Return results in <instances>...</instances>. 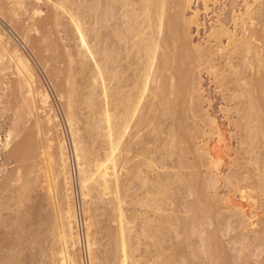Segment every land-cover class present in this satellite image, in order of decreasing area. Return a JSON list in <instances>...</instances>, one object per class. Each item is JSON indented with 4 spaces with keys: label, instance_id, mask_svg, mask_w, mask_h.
<instances>
[{
    "label": "bare ground",
    "instance_id": "bare-ground-1",
    "mask_svg": "<svg viewBox=\"0 0 264 264\" xmlns=\"http://www.w3.org/2000/svg\"><path fill=\"white\" fill-rule=\"evenodd\" d=\"M195 1L210 11L212 0H0V16L19 37L0 27V118L14 111L12 127L0 124V227L16 225L15 235L24 232L25 237L0 243V264H223L234 254L219 255L226 248L214 233L219 223L226 239L236 232L230 235L237 255L233 264L237 259L250 264L244 255L260 260L264 29L258 26L264 0H243L242 9L231 12L232 30L218 19L211 23L203 45H192L188 33L193 24L200 25L199 10L186 13ZM34 34L42 35L45 50L53 53L51 63L35 56ZM54 34L68 62L65 91L53 81L64 73L53 65L60 64ZM29 53L46 71L53 65L47 74L62 118ZM219 56L225 70L221 61L222 67L217 64ZM237 56L242 66L234 61ZM201 67L221 91L230 88L229 76H236L234 98L240 103L222 108L235 131L231 137L239 142L233 158L225 153L230 148L226 131L201 107L203 95L195 88ZM181 73L186 80L179 85ZM184 95L189 119L178 113ZM190 119L200 125L192 126ZM27 122L33 125L31 135L17 141ZM193 139L199 141L192 146L196 159L189 163ZM225 157L233 162L226 175ZM203 166L205 175L198 170ZM221 184L228 189L222 196L216 192ZM38 188L51 212L37 220L42 232L36 228L34 234L27 226L32 214L24 206ZM11 206L16 215L3 218V209ZM211 222L217 225L214 236L206 229ZM28 240L30 246L24 247ZM35 244H41L38 252H25Z\"/></svg>",
    "mask_w": 264,
    "mask_h": 264
},
{
    "label": "rangeland",
    "instance_id": "rangeland-1",
    "mask_svg": "<svg viewBox=\"0 0 264 264\" xmlns=\"http://www.w3.org/2000/svg\"><path fill=\"white\" fill-rule=\"evenodd\" d=\"M217 1V3H214L213 4V2H216ZM198 1H195L193 4H192V6H191V9H188V11L186 12L188 15L187 16H191L192 15V13H193V11H195V10H199V12H200V25H198V24H193L191 27H190V29H189V31H188V33L190 34L189 35V37H191L190 39V42H193V44L192 45H197V44H201V45H203V43H204V41L206 42L207 40V38H206V35L208 36V32H210V25H212L213 24V22L215 23V22H217V19L218 20H220V21H223L222 23L224 24V25H226L227 27H229L231 30L234 28L233 27V23H232V11L233 10H236V11H239V8H241L242 7V5L241 4H243V0H212V2L210 3V11L208 10V11H204V6H203V3H202V1H199V3H197ZM46 6H43V10L46 12H48V11H50V10H47L46 8H45ZM225 7V8H224ZM48 9H50V8H48ZM242 9V8H241ZM240 9V10H241ZM224 10V11H223ZM264 14V12H262V15ZM220 15V17H218ZM262 15H260V17L262 16ZM259 17V18H260ZM263 17H264V15H263ZM260 20L261 21H263V22H260V24H259V26L260 25H262V26H258V30H260V28H262L261 30H263L264 29V18H263V20H262V18H260ZM229 22V23H228ZM212 23V24H211ZM0 27L2 28V29H4V31H6V32H8V35L9 36H13L14 38H19L18 37V35H17V33L14 31V29H12V27H11V25L9 24V23H7L4 19H3V17H1L0 16ZM206 27V28H205ZM0 28V29H1ZM8 30V31H7ZM11 30V31H10ZM47 31L46 30H43L42 31V33L44 34V33H46ZM35 35V36H34ZM33 36H31V44H32V47H34L33 48V52H34V54H35V56L38 58V56H39V60H43V62H45V61H48L49 63H51L50 61H51V58L53 57L52 55H53V53L50 51H47V50H45L47 47H46V44L45 43H43V40L41 39V36L42 35H37V34H34ZM37 35V36H36ZM53 38L54 39H56V40H58L59 41V36L57 35V34H54L53 35ZM33 40V41H32ZM204 40V41H203ZM264 42V41H263ZM43 43V44H42ZM59 44H60V49L58 50V52H57V54H58V57H59V62H60V64L58 63V64H53L54 66H57V67H60L62 70H63V74L58 78V80H56V78H54L53 79V77H52V79H53V81H54V83H55V85H58V86H60L59 87V89L61 90V88L63 89V90H61V91H65L66 89V79H67V71H68V62H67V58H66V53H65V49H64V47H63V45H62V42H60L59 41ZM205 44V43H204ZM34 49H36V50H34ZM44 53V54H43ZM50 53V54H49ZM31 54V55H30ZM38 54V55H37ZM29 55L33 58L34 56H32V53H29ZM60 55V56H59ZM46 57H47V60H46ZM180 57H181V54H180ZM179 57V58H180ZM239 57V58H238ZM240 57L241 56H237L236 58H234L235 60V62L238 64V65H243V62L241 61H239V60H241L240 59ZM44 58V59H43ZM242 58V57H241ZM239 59V60H238ZM243 59V58H242ZM33 60H35L34 62V64L36 65H34L35 66V69H36V74L38 75V77L41 79V81H42V83H44L46 86H47V88H49V90H50V92H51V95H52V104H53V107H54V109L56 110V112H58L59 113V116L62 118V115H63V111L64 110H62V105H61V102L59 101V99L56 97V93H55V91H54V88H53V86H52V83H51V81H49L51 78L48 76V74H47V72L49 73V72H52L53 71V65L51 64L49 67H48V69H47V71L42 67V65L35 59V57L33 58ZM175 61H178V63H176V65H175V62L173 63V65L174 66H177V68H178V65H179V67H180V63L182 62V57H181V61H179V59L177 58V60H175ZM218 62L219 61H221L223 64H224V66H223V64L221 63V62H217V64L220 66L221 64V67L224 69L225 68V61L223 62V59H221V57L219 56L218 57V60H217ZM238 61V62H237ZM240 62V63H239ZM242 63V64H241ZM178 64V65H177ZM51 68V69H50ZM204 68V69H203ZM201 67L200 69H199V71L197 72V74H196V82H195V88H198L199 90H200V92H201V94L203 95L202 97H203V99H202V102H201V107H202V109L204 108V110L203 111H208L210 114H211V116H213L214 118H216L217 120H218V122L221 124V126L223 127V129L226 131V135L228 136V138L230 139L229 140V147L231 148H233V149H230V148H228V151H227V149L225 150L226 152L225 153H228L229 152V154L231 155V157L232 156H234L235 157V152H236V150L234 149V148H238L239 147V142H238V139H235L234 137H231V135L233 134L232 132L234 131L233 130V127L232 126H230L229 125V123L226 121V119H225V116H224V112L222 111V108H229V106H231V105H235V104H233V103H240V99H235L234 98V91H235V89H236V85L234 84V79H236V76L235 75H233V76H229V77H231V78H228V79H231L232 80V77H234L233 78V82H230L229 80V82H228V84L227 85H229L230 83V85L228 86V87H230V88H228V87H226V88H228V89H225V91H221V89H219V87H218V85L219 84H217V82L215 83V81L214 80H216V79H214V77L213 76H209V74L206 72V71H208V70H205V67ZM241 68H243V69H241ZM240 68V71L242 70V72H244L245 71V69H244V67H241ZM207 69V68H206ZM201 70V71H200ZM203 70V71H202ZM225 70V69H224ZM66 72V73H65ZM227 72V71H226ZM183 73H185V71L183 72ZM183 73H181V75L183 74ZM248 73V72H247ZM246 73V74H247ZM250 74V73H249ZM40 75V76H39ZM169 75V74H168ZM180 75V76H181ZM7 76H11V74L9 73V75H7ZM66 78H65V77ZM180 76H178L177 77V79H179L180 81H178V80H176V82H178L179 83V85L181 84H183V82L182 81H185L186 79H185V74H183V76H182V79L181 78H179ZM13 79H14V77H12ZM64 78V79H63ZM214 79V80H213ZM200 81V82H199ZM202 83V84H201ZM199 84V85H198ZM217 84V85H216ZM234 85V87H233V85ZM63 85V86H62ZM226 85V86H227ZM64 87V88H63ZM180 87V86H179ZM218 87V88H217ZM233 88H234V90H233ZM197 90V89H196ZM233 90V91H232ZM229 91V92H228ZM233 92V93H232ZM262 92H264V90L262 91ZM261 92V93H262ZM229 95H228V94ZM231 94H232V96H231ZM229 96V97H228ZM231 96V97H230ZM182 97V96H181ZM183 97H185V99L184 100H186V101H183L184 103L182 104V106H179V111H178V113L179 114H182V115H185V117H187L188 118V116L189 117H191V112L189 113V107H190V105H188L189 104V102H188V96L186 95H184ZM182 97V98H183ZM181 98V100H183ZM230 98H232V99H235V100H233V101H231L232 99H230ZM178 99H179V101H181L180 100V98L178 97ZM227 99H228V101H227ZM230 99V100H229ZM245 100V99H244ZM244 100H242V101H244ZM1 101V100H0ZM13 101V100H12ZM235 101V102H234ZM238 101V102H237ZM230 103H231V105H230ZM13 104H16V103H14V101H13ZM181 104V103H180ZM188 105V109H187V106ZM226 106H228V107H226ZM14 107H15V105H14ZM231 107H233V106H231ZM188 110V111H184V110ZM13 107H12V109H11V111L9 110V112L7 113V115L6 116H4V117H1L0 118V124L2 123H4L5 124V127L7 128V129H9L10 127H12V126H10V125H13V118H12V116H14L13 115ZM12 113V114H11ZM185 113V114H184ZM11 116V117H10ZM160 119V118H159ZM189 119V118H188ZM194 122V120L192 119H190V120H188V123H191V122ZM158 122H160L159 120H158ZM192 122V123H193ZM200 120H198V124H197V121H195V123H191L192 124V126L193 125H200ZM28 126H27V125ZM25 124V128H24V131H23V135H22V137L19 139V140H17V141H20L21 139H23V137H26V136H30L31 135V133H32V129H33V125H32V122H30V124H29V122H27ZM190 124V125H191ZM10 126V127H9ZM27 126V127H26ZM4 127V128H5ZM6 129V130H7ZM2 130V129H1ZM28 131V132H27ZM231 133V134H230ZM234 133H235V131H234ZM233 138V139H232ZM198 141H199V139H193V141L189 144L190 146L188 147L189 149H191V151H189V153H188V161H189V163H190V161H193L194 159H196L195 158V153H194V151H193V149L196 147V142L198 143ZM193 144V145H192ZM194 148H193V147ZM240 148V147H239ZM235 151V152H234ZM237 151H238V149H237ZM260 152H262V150H260ZM235 153V154H234ZM263 154H264V152H262ZM193 154V155H192ZM191 155V156H190ZM262 156V155H261ZM233 158V157H232ZM263 158H264V156H263ZM263 158H261V159H263ZM232 160V159H231ZM230 159H228L227 157H225V161H226V165H224V166H222V170H223V174H228V172L230 173V171H232L233 170V162L231 161ZM264 160V159H263ZM188 161L186 160V163H187V165H189L188 164ZM231 162H232V164H231ZM14 165H15V163H14V161H11L10 162V164L8 165L10 168L13 166L14 167ZM232 166V167H231ZM8 167V168H9ZM12 167V168H13ZM232 169H231V168ZM9 168V169H10ZM11 168V169H12ZM188 167L186 166L185 167V169H187ZM10 169V170H11ZM185 169H183L184 171V174H186V175H188L189 174V172H192L191 171V169L190 168H188L187 170H189V172L187 171V170H185ZM205 167L203 166V168L201 167L200 169H198V170H200V173L203 175H205V173L207 172V170L205 171ZM202 170V171H201ZM173 170H171V172H172ZM174 172V171H173ZM186 172H188V173H186ZM13 188H15V186L14 187H12V189ZM40 188V187H39ZM38 188V189H39ZM11 189V188H10ZM14 190V189H13ZM41 191H43V189L41 190V189H39V190H37V192H34V194H32V196H31V199L30 200H27L26 202H25V206L24 207H26V209L25 210H27V211H29V214H32V217H31V219L30 220H28V227L31 225V227H30V231H32L33 232V230L34 229H36L37 227V220H39V218L40 217H42L43 216V214L44 215H46V214H48L49 212H51V209H50V207H48V204H47V202L44 200V194H43V192H41ZM136 191V194L138 193L137 191H138V189H137V187L135 186L134 188H133V190H132V192H135ZM219 191V192H218ZM218 191H216L217 193H219L220 194V196H222V195H224V194H226V192H228V189L226 188V187H224V184H221L220 186H219V189H218ZM214 193V192H213ZM1 195V194H0ZM6 195V194H5ZM9 195H12L11 193H9ZM1 197V196H0ZM9 197V196H8ZM2 198H4V196L3 197H1L0 198V203H2L1 201H4V199H2ZM191 198H193V197H191ZM191 198L190 197H186V200H188V201H190L191 200ZM35 199V200H34ZM193 200V199H192ZM46 202V203H45ZM185 202H187V201H185ZM190 203V202H189ZM12 204H13V202H12ZM187 204H188V202L186 203V207H187V209H188V207H189V204H188V206H187ZM186 207H184V208H186ZM13 208V209H12ZM132 208V207H131ZM184 208H182V210L184 209ZM9 209H11V210H9ZM9 209H6V208H4L3 209V211H2V216H3V218H11V217H14L15 215H16V212H14L13 210H15V207H12L11 206V208H9ZM185 212L187 211V210H184ZM184 211H181L180 212V214L183 212V216L182 217H186L185 216V214L187 213H185ZM8 212V213H7ZM43 212V213H42ZM189 214L190 213H188L187 214V216H189ZM34 215V216H33ZM191 215H192V213H191ZM11 216V217H10ZM215 216V215H214ZM213 216V218H215ZM217 216V215H216ZM104 217V218H103ZM102 218H103V220H104V223H106V221H107V219H106V217L105 216H103ZM214 220V219H213ZM216 221L218 220H221L220 219V217H219V219H218V217L215 219ZM207 222L209 223V221L207 220ZM214 222V221H213ZM213 222H211L212 223V227L209 225V224H207L208 226H206V229H208L209 230V232L210 231H212L213 230V225H216V224H214ZM218 223V222H217ZM30 224V225H29ZM115 225V224H114ZM220 223L218 224V228L217 229H219V231L221 230V229H223L224 230V228H220ZM13 226V228L12 227H4V226H1L0 227V243H4V241H5V243L7 242V241H16L17 240V238L20 236V235H22L23 237H24V232H23V234H21L20 232L19 233H17L16 235H15V232H16V225H12ZM14 226H15V228H14ZM217 226V225H216ZM209 227V228H208ZM222 227V226H221ZM43 228V227H42ZM10 229H12V230H10ZM14 229V230H13ZM38 229L39 228H37L36 230L38 231ZM41 229V228H40ZM39 229V230H40ZM214 229H216L215 227H214ZM217 229L215 230L216 232H214V231H212V234L211 235H213L214 236V233H216V240H222V241H224V242H222V241H220V244L221 243H224V248L226 249V251H225V249H221V247H220V244L218 245V241H217V246H218V248L219 249H221V251L218 249V251H220L219 252V255L220 256H222L221 255V253H222V251L223 252H227V255H225L226 257L229 255H231V254H234L233 255V257L235 258V255H236V251L234 250V246H233V241H232V239H231V236L230 235H234L233 237H235V235H236V232H232L233 234H228V239H226L224 236L227 234H225L224 232H225V230H224V232L221 230V232L219 233L220 234V236H219V234H217L218 232H217ZM4 230V231H3ZM9 230V231H8ZM36 230H34V234H35V232H37ZM15 231V232H14ZM41 232H42V230H40ZM39 231V236L36 234V236L38 237V239L39 238H41V237H43V236H41V232ZM14 232V233H13ZM32 232H31V234H32ZM214 232V233H213ZM222 233H224L223 235H222ZM235 233V234H234ZM6 234V235H5ZM33 234V235H34ZM8 235V236H7ZM15 235V236H14ZM30 235V234H29ZM218 235V236H217ZM18 236V237H17ZM30 237V236H29ZM32 237V236H31ZM31 237L29 238V239H31ZM33 237H35V235L33 236ZM36 237V238H37ZM11 238V239H10ZM25 238V237H24ZM219 238V239H218ZM230 238V239H229ZM5 239V240H4ZM14 239V240H13ZM42 239V238H41ZM106 239V238H105ZM105 239H104V241H105ZM3 240V241H2ZM40 240V239H39ZM226 240L229 242V244L231 243V245L233 246L232 247V250H230L229 248H231V247H229V245H227L228 243H226ZM230 240H231V242H230ZM178 241V240H177ZM175 242H176V240H175ZM174 242V243H175ZM29 243H31V241H27L25 244H24V247H27L28 245H29ZM177 243V242H176ZM175 243V244H176ZM42 244H44V242L42 243ZM178 244V243H177ZM176 244V245H177ZM41 245V244H40ZM40 245H38V244H35V248L34 249H32V250H25V252H27L28 254H29V252H36L38 249H39V247H40ZM30 246V245H29ZM42 246H46V245H42ZM228 246V247H227ZM37 247H38V249H37ZM144 248V247H143ZM145 249V248H144ZM143 249V251H142V253L145 251ZM228 250V251H227ZM235 251V252H232V251ZM38 252V251H37ZM255 252V251H254ZM229 253V254H228ZM253 253V252H252ZM256 253V252H255ZM223 254V253H222ZM224 254H226V253H224ZM224 254H223V256H224ZM249 254V253H248ZM248 254H246L247 255V257L249 256ZM142 255H144L145 256V252H144V254H142ZM250 255H251V253H250ZM254 255V254H253ZM252 255V256H253ZM260 255V254H259ZM223 256L221 257L222 259H223ZM228 256V257H229ZM237 256V255H236ZM261 256V255H260ZM264 251H263V253H262V257H260V262L264 259ZM231 258L230 259V257L229 258H227L226 260H228V259H230L229 260V262H230V264L232 263L233 264V262L232 261H234L233 259L234 258ZM245 259V261H246V259L249 261V259H250V264H253L255 261H256V264H258V263H260L259 261H258V258H259V256H258V258L257 257H252L253 259H251V258H246L245 257V255L243 256ZM243 257H242V260H243ZM262 258V259H261ZM236 259V258H235ZM224 260V261H223ZM222 261H223V264H225L226 263V260H225V258L223 259ZM232 260V261H231ZM244 260H243V262H244ZM238 261V263L237 264H239V263H241V261H240V259H237L236 261H235V264H236V262ZM257 261H258V263H257ZM225 262V263H224ZM242 262V263H243ZM228 263V262H227ZM226 263V264H227ZM247 262H244V264H246ZM264 262L262 261L261 262V264H263ZM255 264V263H254Z\"/></svg>",
    "mask_w": 264,
    "mask_h": 264
}]
</instances>
